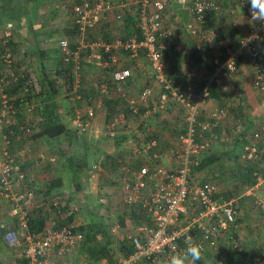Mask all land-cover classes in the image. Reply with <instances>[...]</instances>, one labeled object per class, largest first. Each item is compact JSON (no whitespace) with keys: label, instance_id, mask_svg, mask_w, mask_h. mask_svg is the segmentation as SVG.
Returning <instances> with one entry per match:
<instances>
[{"label":"built area","instance_id":"1","mask_svg":"<svg viewBox=\"0 0 264 264\" xmlns=\"http://www.w3.org/2000/svg\"><path fill=\"white\" fill-rule=\"evenodd\" d=\"M66 1L71 6L76 35L72 49L67 37L58 40L56 46L63 61L66 64L72 62V71L78 83L79 70L83 63L103 69L114 66L109 72L110 80L116 84V95L121 98L120 101H124L123 106L109 117L104 136L115 137L119 127L123 128L122 132L132 130L125 117V110L130 117L142 120L147 116L163 113L171 105L178 104L183 117L181 128L174 137L175 143L165 154L166 157L169 155L167 159L174 162L172 168L166 169L162 165L164 154L157 149L158 142L155 139L149 140L144 149L135 146L132 159L120 162L118 176L127 186L123 202L130 211L134 208L143 212L146 221L129 226L134 229L133 233L124 235L119 234V231L129 227L112 224L110 232L118 240L127 236L133 252L127 256H119L114 263L101 259L92 264H162L168 255L184 249V241L188 237L201 245L202 255L207 250L219 252V239L223 231L236 224L237 205L234 198L219 194L218 186L213 180L197 179L193 169L198 165L200 155L220 139L222 122L228 109L219 106L207 118H201V108L209 98V89L230 81L244 59L253 69L252 83L256 90L264 92V25L251 21L247 3L240 0L241 7L251 22L248 32L233 45L214 48L215 31L211 27L205 29L204 26L208 13L215 15L218 10L217 1L177 0L181 5L188 6L190 17L184 23V29L197 42V49L205 44L216 50L207 66L201 67L196 73L197 81L189 79L182 84L180 78L174 79L170 76L162 52L164 46L161 43H165L172 35L166 25L165 0H118L114 6L102 0ZM133 5L137 7L140 35H118L110 41L96 34L89 37L88 33L96 29L106 11L116 8L113 18L123 22L127 11ZM2 33L0 40L5 48L0 52V66L7 68L9 74L7 72V76L0 77V197L8 202V214L16 222L6 229L2 240L9 251H17L22 247L21 256L25 264H74L75 251L83 240V233L70 223L57 225L53 216L59 219L65 217L61 210L60 197L38 198L35 190L30 187L31 180L24 167L28 150L24 147L17 154L10 151L11 135L17 139L28 138L35 127L37 128L38 122L36 118H31L34 106L28 101L24 120L15 122V96L9 95L5 88L10 83H15L19 77H26L24 92L31 89L38 92L39 88L37 80L13 67L15 55L6 45L12 36L11 28H4ZM119 51L125 52L130 58H137L140 53H144L149 69L143 66H137V69L158 87L155 97L151 87L146 84L136 97L128 96L121 90V83L131 77L132 69L119 64ZM62 83L63 81L58 82ZM106 90L107 82L100 83V96L108 95ZM95 103L92 100V104L84 110H75L70 126L76 136H84L91 131L92 120L96 115ZM140 109L143 111H139ZM13 125L15 127H11ZM259 152V147L249 141L242 149L241 160L254 161L260 157ZM104 158V155H100L93 164L94 171L102 169ZM49 160L54 162L56 158L51 156ZM135 160L139 166L134 168ZM253 174L256 183L264 185V165L261 172ZM97 202L104 204L106 199L101 195ZM257 206L264 209V201L258 200ZM39 207L43 213L47 212L46 224L42 230L32 231L31 216L33 210ZM233 246L237 248L236 243ZM78 264L87 263L79 261Z\"/></svg>","mask_w":264,"mask_h":264},{"label":"crops","instance_id":"2","mask_svg":"<svg viewBox=\"0 0 264 264\" xmlns=\"http://www.w3.org/2000/svg\"><path fill=\"white\" fill-rule=\"evenodd\" d=\"M165 1L167 5L166 25L167 28L171 30L172 35L167 40L166 44L163 47L164 50L167 49V52L165 53L163 51V54H164L165 62L167 64V68L169 69L171 74L174 73L173 71L174 69L178 68L181 72L183 71L186 72L188 79L191 80L192 77L190 75L193 74L194 71L208 64V60L213 56L214 52L216 51L214 50V48H216L217 46H227V45L230 46L237 43V41L242 36H244L250 28L251 22L248 18L247 13L242 9L240 0H216L219 8L215 12V17H216L215 19L217 25L221 26L224 37L221 41L215 43L213 49L209 48L205 44H202L201 49L197 50L201 54L202 64L199 65L198 62H195L194 64H190L192 63V60L189 57V54L191 53V51L196 50L197 42H194L189 36L188 32L184 29V23L190 17L189 10L187 9L188 6H183L179 4L177 0H165ZM45 2H47V0H41L40 6L45 4ZM178 9H180V13L178 12ZM114 12H116V8ZM34 17H37V14H35ZM33 19L35 22V18H30L31 21ZM34 22L32 23V25L35 26ZM122 23H123L122 25H124L123 27L125 28L124 21ZM111 30H112L111 28L105 29L104 30L105 35L106 33H108V31ZM34 31L38 32L39 34L41 33L39 32V30H37L36 26L34 27ZM70 32L72 33L73 29L70 30ZM182 32H185V34L187 33L186 40L185 38L182 37L183 36ZM32 33H33L32 31L25 32L23 34H20V37L17 38L18 42H20L21 38H25V40L29 39V42L26 41L28 42L26 44L27 48L25 47V45H23L24 46L23 50L28 51L32 49L31 48L32 45H30ZM26 35H28V39H26L27 37ZM64 37L66 36H62L61 38ZM51 55L52 54H50L48 57H50ZM57 55H59V53ZM28 56H29L28 52L25 53L23 51L20 54L15 52L16 60L18 62L19 60H21V62L23 63V65H20L19 62V66L15 70L22 73H24L23 72L24 70H29L27 71L29 74L26 73L27 76H30V78L37 80L39 76V72L41 70V65L37 61V59L34 67H32L30 63L26 64V58ZM43 60L45 62V59ZM49 60H47L46 62L47 64L45 65L47 71H49L50 68L53 67L52 64L54 63V61H52L53 60L52 57H50ZM118 60H119V64L122 67H130L132 69L131 78L126 80L122 84L123 90L125 89V92L127 93L128 96L136 97L137 94L142 89L143 83L151 87L153 97L157 95L158 87L154 84V82L150 80L148 76L145 75L140 76L135 73L137 71V66H143L147 70L149 69L148 61L146 60L145 56L142 53H140L137 58H130L128 55L125 54V52L119 51ZM20 66L23 67V71H21L22 68H20ZM85 66L86 69H91L92 67L93 71H96V73H98V77L100 76L102 67L94 66L90 64H85L84 67ZM7 72L9 74V70L7 68H3L0 66V73L2 74V76L3 75L7 76ZM92 75L93 74L87 76L86 74H83L82 79L86 82H89L94 78V75L93 76ZM252 79H253V69L250 67V65H248L247 60L244 59L239 64L238 71L236 72V74H234L233 78L230 81L224 82L217 87L216 92L218 93V97L214 98L209 96V98L202 104L201 118H207L210 115V113H212L213 110L218 108L219 106L226 107L228 109V114L222 122L220 139L217 142L213 143L211 147L206 151H204L199 157V163L201 164V162L203 163L205 162L206 164L199 165L198 163L200 169L196 171V175L199 176V180H207V179L213 180L217 184L218 191L221 196L227 197L229 195L232 198H234L236 201H238L237 218H238L239 228H241L242 230L244 229L243 228L244 226L243 227L241 226L242 225L247 226V224L250 223L249 222L250 219H248V216L243 213L241 206L243 205L245 199L246 200L251 199V194H253L254 197L257 195L256 191L259 190L258 187L259 185H261V184H257L255 180V184L251 186H245V183L242 181V179L244 177L243 174L245 172V167L248 165L247 163L249 162L246 161L247 162L246 163L245 161L241 160L242 149H241V153H239L238 149L235 148L234 146V141L240 137L241 132L245 135V138L248 140H250V138L251 139L253 138V134L256 132V129L258 130L259 134L264 137V125H263L264 124V92H263V97H260L256 93L258 91H256L257 88L252 83ZM83 80L80 83H82ZM58 82H62V80ZM76 85H79V83ZM113 86L114 84L108 87V90H106L108 95L101 94L102 98H104L103 104L101 103V100L98 99L100 98L99 97L100 93H98L96 89H94L92 82H89L87 84H82L80 85L79 88H77V90L83 89L84 93L83 94L80 93L81 95H83L82 99H79V95L76 93L77 91L74 93L71 92L72 94L70 93V95L64 92H60V95L62 96L68 95L63 99H61L62 96L59 97L57 96L55 98V101L57 102L56 104L57 110L60 107L59 105L60 102H63V104H65L64 107H66L65 108L66 110L64 109L65 112H62V114L58 110L62 120H64L69 126L70 119L73 117L75 110L78 108H83L84 110L85 106L83 105L82 100L86 101V98L89 97L90 99L96 101L95 103L96 118H97V112L101 111L103 117L101 118L102 120L104 119V121L106 122V115L108 114V112H110L111 108L110 106L108 107V105L105 104L104 101L108 99V96L116 95L117 93L116 89L111 88ZM239 107L242 108L241 110L243 111L244 115L239 114L238 111ZM182 120H183L182 112L178 104L171 105L167 109V111L163 113H159L153 116H147L142 120H140L137 117H129L128 121L131 124L132 130H129L126 133L123 132L122 134L119 135L122 139L118 144L116 153L112 156V158H110V160H113V162L112 163L108 162L109 164L106 163L104 165L103 171L100 173H96L97 175L95 177H97L100 180L101 176L102 177L106 176L108 177V179H111L112 182L116 184V187H118V189L121 188L124 191H126L125 188L127 189V186H125L124 182H122L121 177L118 176L119 174L118 170H117L118 172L117 175H115L116 172L115 168L119 166V162H128L132 159L133 157L132 152L135 146L144 149L146 143L152 139L157 140L158 142L157 149L161 150V152H163L164 154V156L162 157V165H164L166 169L172 168L174 166V162L171 159H167L169 158V155H167L166 157L165 154L167 153L171 145L175 143V140H173V138L177 135L178 131L181 128ZM95 124L97 125L94 118L92 120V129L97 127ZM102 126H105L106 128L105 123ZM0 136H1V130H0ZM94 137H95L94 139L89 138V139H85L84 141L85 144L88 145V147H91L92 152L96 157V154L94 152V142L96 139V134ZM65 138L66 137L62 136L61 140L60 138H58L57 140L32 139L28 142V144H26L25 147H28L29 154L26 158L27 162L25 165L26 168H28L27 176L31 180L30 187L37 186L38 189L40 186L42 187V184L45 183L46 180H48L49 176H55L61 179L62 185L59 188L58 187L53 188L51 193L53 194L55 192L57 193L60 192V189L63 186L62 175L64 173L63 170L65 166H68L69 170L74 172V168L73 166H71V164L75 160L67 158V156L64 155L66 153V149L64 148L66 147ZM172 140L173 143L171 144ZM260 143L261 145H264V138H262ZM261 152L264 154V149L261 150ZM31 154H32V158L30 159L29 162L28 157H30ZM235 154H239V156L235 157ZM51 155H54L57 159L54 162L50 163L49 158L51 157ZM260 156L263 157L262 154H260ZM75 158H77V156ZM256 160L259 161L258 158H256ZM256 160H254V162ZM76 161H78V159ZM29 163L31 165H29ZM263 165H264V157L262 158V160H260V163L258 165L256 164L255 166L251 165V174L254 172H258V173L261 172ZM31 168H34V170L31 171ZM195 170H193L194 174H195ZM92 173H93L92 170H88V172L85 174L89 176ZM78 174L80 176H83L82 173H80V170L78 171ZM78 174L73 173V179H72L73 182H75V180H79L77 179ZM83 181L85 182L86 178H84ZM85 184L82 183L81 185H85ZM95 189H97V187ZM84 190L86 189L84 188ZM40 195L41 193L37 194V196L39 197ZM1 202L8 204L6 200L1 199L0 197V204H2ZM262 211H264L263 208H261V211H259L261 212L260 215L264 214V212ZM6 213L8 215V208ZM3 217H4L3 212H1V208H0V264H18V260H20L22 257L16 251L7 250L2 240L3 234L6 231L5 229L9 228V225H6ZM242 219L243 221H245V223L240 222V220ZM238 244L242 249V255L237 256V259L233 262V260H231V256L238 255L240 253L230 252L231 251L230 247H232L231 246L232 244H230V241L226 236L225 240L222 241L221 244H219V247L222 248L223 251V252L221 251L219 257L220 260H226L229 264H239L240 259H245V255L247 257L251 256V252H249L251 251V249L249 246H248L249 248L243 247L240 244V242ZM243 252L246 253L243 254ZM230 260L232 262H230ZM201 262L204 264L211 263L210 260L207 259L206 256L204 255L202 256Z\"/></svg>","mask_w":264,"mask_h":264},{"label":"trees","instance_id":"3","mask_svg":"<svg viewBox=\"0 0 264 264\" xmlns=\"http://www.w3.org/2000/svg\"><path fill=\"white\" fill-rule=\"evenodd\" d=\"M7 0H5V3H1L0 4V26H2V31L4 30V28L8 27V28H14V25L17 24V26H22L23 23L31 26V15H33L34 13H32L31 11L36 12L37 9L40 7L41 5V0H22L23 2H21V4H19L17 7L16 5L14 6L13 4L9 3ZM180 4V3H179ZM30 5V9L27 8V6ZM20 6V7H19ZM167 8V7H166ZM128 13V12H127ZM126 13V15H127ZM215 15L212 12H209L206 18V23H205V29L207 28H213L215 31V42L221 41L223 39V30L221 28V26L217 25L216 23V19H215ZM124 24H125V28H126V34H139V28H138V12L137 15L134 14H130L124 17ZM31 21V22H30ZM71 28L73 29V34L74 36L76 35V29L75 27L71 26ZM31 31L33 32L31 35V41H30V45L31 46V50L32 51H36L37 52V61L40 63L41 65V70L39 72V76L37 78V82L39 84V91L38 92H34V90H28V91H23L24 87H25V78L26 77H19L18 80L13 83V84H9L6 88L5 91L9 94V95H13L15 96V99L13 100L15 106H16V118H15V122H20L22 120H24L25 114H26V110H27V106H26V101L28 102H32L33 106L35 107V112L37 114V116H35V118L37 119L38 125L37 128L35 127L33 133L28 137V138H15L14 135H11V149L10 151L12 153H18L19 151H21L22 149H24V147L26 146V144L30 141V140H36V139H55L57 140L58 138H62V136L66 137L65 138V142H66V153L64 155L67 156V158H70L72 160H75L71 166H73L74 168V173L78 174V171L80 170V173L85 174L88 172V170H92L90 169V167L87 165V155L88 153H90L91 151V147H88V145L85 144V136H76L74 130H72L71 126L62 120L57 108H56V104L57 102L55 101V98L57 97L58 94H60V92H64V93H74L76 92L79 95V99L83 98V89H79L77 90V88L80 87V85L82 84H87L88 82L84 81L82 83H80L81 80V71L79 70L80 73V80H79V85H74V81L73 79L75 78V73L72 71L73 69V64L72 62L66 64L63 59L61 54L57 55L59 53L58 48L56 47L55 53H53L55 55L56 58H54L52 61H54V63L52 64L49 71L46 70L45 65L47 64V60H49L48 56L49 53L47 54V51L41 50V48H39L37 46V36L39 35L38 32L34 31V27L33 29H31ZM13 34V31H12ZM89 34V33H88ZM89 36H91L89 34ZM13 36H11V38H9L8 42H7V46L10 48L11 52L15 55L16 49H15V42L13 41ZM100 37L104 38L107 41L112 40L113 37H110V34H103ZM29 42L28 40H25V38H21L20 42L23 44L25 43V45ZM70 41V40H69ZM71 43V41H70ZM74 47V43H71L70 48L72 49ZM5 48L4 43L0 40V52ZM196 48V47H195ZM175 50V49H174ZM198 49L196 48V50L191 51V53L189 54V57L192 60V63L190 64H194L195 62H198L199 65H201L202 63V57L199 51H197ZM167 52V49L164 50L162 49V52ZM27 53V52H26ZM142 54L144 55V53L142 52ZM145 56V55H144ZM44 57V58H43ZM45 59V62L44 60ZM50 61V60H49ZM51 62V61H50ZM13 67L14 69H17V67L19 66V62L16 60H13ZM83 65V64H82ZM179 66V65H178ZM207 66V65H206ZM82 67V66H81ZM114 66H109L105 69L102 68L100 76L98 77V74L96 76H94V82H92L94 89H96V91L99 93V85L100 83L103 82H107V86L110 87L111 85L114 84V88L111 87L112 89H115L116 84L111 82L110 80V70L113 68ZM149 67V64H148ZM174 73L171 74L170 76L174 79L180 78V82L182 84H185L189 79L188 76L186 75V72H181L178 68L173 70ZM200 71V68H198L194 74H191L190 76L192 77L191 80H196V73H198ZM136 74L142 76L144 74L140 73V71L135 72ZM192 73V72H191ZM2 76V74L0 73V77ZM132 76V75H131ZM131 77H129L128 79H130ZM58 79H61L63 81L62 84H58ZM126 79V80H128ZM125 80V81H126ZM123 81L120 85L121 90L125 92V89L123 90V83L125 82ZM145 84L143 83L142 86H144ZM31 88V87H28ZM216 86L211 87L209 89V96L210 97H214L217 98L218 97V93L216 92ZM71 93V94H72ZM81 93V94H80ZM126 93V92H125ZM127 94V93H126ZM121 98L118 96V94L112 98H108L107 100L104 101L105 104L108 105V107L110 106L111 110L110 112H108V116L106 115V125L108 122L109 117L113 114L116 113L119 109V107L124 103V101H120ZM83 102H85V107L88 105L92 104V99H90L89 97L86 98L85 100H82ZM35 102H38L37 104ZM123 106V105H122ZM34 109V108H33ZM242 108L239 107V114L240 115H244L243 111L241 110ZM139 111H143V109H140ZM126 115L125 117L128 119L130 117L129 113L127 110H125ZM251 123V122H250ZM11 127H15V125L11 126ZM5 130V129H4ZM123 128L119 127L118 128V133L116 134L115 137H108V136H104V135H99L94 142V152L96 154V157L93 159V162L96 163L97 160L99 159L100 155H104V163L102 164V168L104 167V165L107 163H112L113 160H110V158H112V156L116 153L117 151V147L118 144L120 142V140L122 139L119 135L122 134ZM7 132V130H5ZM128 132V131H127ZM126 133V132H124ZM261 136L258 132V130L256 129V132L253 134V138L250 140L245 138V135L241 132L240 133V137L237 138V140L234 141V146L235 148H241L243 149L244 145H246L249 141H253L258 147L259 149L263 150L264 149V145H261L260 141L262 139V137H258ZM69 144V145H68ZM71 144V145H70ZM85 144V145H84ZM64 146V145H63ZM259 152V154H262V156L264 157V154L261 152ZM79 151V152H78ZM77 156V158H75ZM239 156V154H235V157ZM263 157H259V161L256 160L254 161H248L249 163H247L248 165L245 167V172H244V177L242 179V181L245 183V186H251L253 184H255V176L252 173L251 174V165L255 166L258 165L260 163V160H262ZM78 159V161H76ZM109 162V163H108ZM138 161L135 160V162L133 164L134 168L138 167L139 165H137ZM206 164L205 162H201V164L199 163V165H203ZM120 165V162H119ZM197 165L195 169H200V166ZM199 166V167H198ZM25 167V164H24ZM26 172H27V168L25 167ZM117 170H119V166H117L115 168V175H117ZM28 177V176H27ZM79 180H75V182H73V187L74 190L71 194V201L73 203L72 206H69L67 204H64L62 202V207L61 210L62 212L65 214V217L63 219H59V217L57 216H53L56 221H57V225H63V224H68L71 220H73V216H74V211L78 210V209H82V208H77V201H84L89 199L88 195H84L82 194L81 190L83 189L81 185V179L77 178ZM73 181V180H72ZM44 184V186H43ZM42 184V187L40 186L39 192L41 193L40 197H44V198H51L52 196V189L56 188V187H61L62 185V181L60 178L55 177V176H49L48 180H46L45 183ZM33 190H35L34 187H32ZM37 191V190H35ZM98 199V198H97ZM96 202V201H95ZM85 204H87V202H85ZM109 206L108 201L106 200V203L104 204H96V208L95 211H92L91 208H88L89 206H85L84 209H86V211L88 213H90L92 216V218L90 219L89 222L84 223L83 225L79 226L78 228H75L79 231H81L83 233V240L81 242V244L78 246V248L75 251V255H74V264H78L79 261L87 263V264H92L98 260L101 259H106L107 261H109L110 263H114L117 258L119 256H127L130 253L133 252V246L129 240V238L127 236H125L123 239H117V237L112 234L110 232V226L112 224H117L120 227H129V226H136L137 224H142L145 223L146 221V217L145 214L143 212H141L138 209H132L131 211L129 210V208L125 205V208L120 212V214H118V219L116 221V223H110L109 218H107V214H106V208ZM70 207V210H69ZM47 212L43 213L42 208H35L33 210V214L31 216V220H30V224H31V230L32 231H40L44 228L45 226V221H46V216ZM54 215V214H53ZM12 222H14V220H12ZM16 222H14L15 224ZM238 218H236V224L234 227H229L227 230L225 229L223 231V235H222V239L220 241V244L222 241L225 240L226 236L228 237L230 244H232L230 247L231 251L230 252H236V253H240L238 255H233L231 256V260H233V262L237 259V256L242 255V249L240 248L238 242H237V227H238ZM13 226V224H12ZM11 226V227H12ZM225 237V238H224ZM219 239V240H220ZM236 243L237 244V248H234L233 244ZM239 248V249H238ZM222 248L219 249V252H210L209 250H207L203 255L206 256L207 259L210 260V264H229L226 260H220V254H221ZM223 252V251H222ZM246 252H243V254H245ZM202 255V256H203ZM246 256V255H245ZM247 257V256H246ZM230 260V262H232ZM18 264H25V260L23 258H21L20 260H18ZM199 264H204L201 261L199 262Z\"/></svg>","mask_w":264,"mask_h":264},{"label":"rangeland","instance_id":"4","mask_svg":"<svg viewBox=\"0 0 264 264\" xmlns=\"http://www.w3.org/2000/svg\"><path fill=\"white\" fill-rule=\"evenodd\" d=\"M4 1L5 0H0V4L5 3ZM7 1L9 3L13 4L14 6L16 5V7L19 4H21V2H23L22 0H7ZM102 1L104 3L108 2L111 4V6H114L116 1H118V0H102ZM125 1L131 2L133 0H125ZM70 7H71L70 3H68L66 0H47V2H45V4H43L42 6H40L36 12L31 11L32 13H34L33 15H31V18H35V22H34V19L32 20V22L31 21L30 22L31 23L34 22L37 30H39V32H41L37 36V39H36L37 40L36 41L37 46L39 48H41V50L47 51V54L48 53H49V55L52 54L50 57H52L53 59L56 58L55 55H53V53H55V49H56L55 46H56L58 40L62 36H66L71 41V43L75 42V36L73 34L74 32H72V33L70 32V30H72L71 29L72 15L70 12ZM27 8L30 9V5L27 6ZM113 12H114V9L112 11H106L104 13V16L99 21V24L97 25L96 29L89 32V34L91 35V36H89L90 38H92V36L95 34H96V36H101V35L105 34L104 30L109 29V28H111L112 30L108 31V33H106V34H110V37H114V36H118V35H125L126 32H128V31H126V28L123 27L124 25H122L123 24L122 22L114 20ZM127 12H128L127 15H130V14H132V15L136 14L137 15V7L133 5ZM178 12L180 13V9H178ZM35 14H37V17H34ZM110 14L112 17L110 16ZM35 26L32 24H31V26H29V25L23 23V25L20 27L17 26V24H15L14 28L11 29L13 31V34H12L13 37L12 38H13V41L15 42L14 44H15L16 53L20 54L23 51L25 53L28 52L29 56L27 57L28 59L26 58V64L30 63L32 67L35 66L37 55H38L37 52L32 51V50H28V51L23 50V48H24L23 45H25V44L18 42L17 38L20 37V34H23L25 32H29V31L31 32V29H33V27H35ZM2 32H3L2 26H0V38L3 36ZM182 34H183L182 37L185 38V40H186V38H187L186 34L187 33L185 34V32H182ZM26 36H27L26 39H28V35H26ZM166 42L163 44L161 43V45L164 46L166 44ZM25 47L27 48L26 45H25ZM42 48H44V49H42ZM50 57H48V58H50ZM19 62H20V65H23L21 60H19ZM85 64H87V63H83L81 70H80L81 71V80H83L82 79L83 74H86L87 76L88 75L90 76V74H93L94 76H96L98 74V73H96V71H93L92 67H91V69H86V66L84 67ZM20 68H22L21 71H23V67L20 66ZM27 71H29V70H24L23 74L28 73ZM26 76H27V74H26ZM73 81H74V85L76 86V84H78V82H76L75 78L73 79ZM89 82H94V78ZM256 93L260 97H263V92L258 91ZM67 94L70 95L69 93H67ZM68 95H66V96H68ZM57 96L59 97L62 95L58 94ZM66 96H62L61 99L65 98ZM99 97L102 100V96H99ZM101 102L103 104V100ZM35 103L37 104L38 102H35ZM82 103H83V105H85V102H82ZM59 105H60V107L58 108V110L62 114V112H65L64 109L66 107H64L65 104H63V102H60ZM78 109H83V108H78ZM31 114H32L31 118H35V116H37V114L35 112V107L32 110ZM101 117H102V112L98 111L97 112V118L95 115V121L97 123V125L96 124L95 125L97 127L94 129H91V131H89L86 135H84L86 137V139H89V138L94 139L95 134H96V138H97V136L104 134V132L106 131L105 130L106 128H105V126H102V125H104V123H106V122L104 121V119L102 120L103 117L102 118ZM101 123H102V125H101ZM258 137H260V136H258ZM262 138H264V137L262 136ZM173 140H174V138H173ZM37 145H38V142H37ZM25 149L29 150L28 147H25ZM237 149H238L239 153H241V148H237ZM51 156H54V155H51ZM28 158H29L28 160L30 162V159L32 158V154ZM94 158H95V155L91 149L90 153H88V155H87V162H86L87 165L90 167V169H93L92 166H93L94 162L92 163V161ZM26 162H27V160H25V164H26ZM50 163H51V161H50ZM29 165H31V164L29 163ZM25 167H26V165H25ZM103 169H104V167L102 169L98 170L97 172L93 171V173L90 174L89 176H87L86 174H82L83 176H80L79 174L77 175V178L80 177L81 183H84V184L86 183L85 185L82 186L83 189L81 190V192L84 195H88L89 199H88V201L85 200V202H87V204H85V202L83 200L80 202L77 201L78 202L77 208H82V209L75 210L73 220H71L69 222L70 224L74 225L75 228H78L79 226L83 225L84 223L90 221L92 216H90L91 214L88 213L86 211V209H84V207L89 206L88 208H91L92 211H95V209H97L96 208L97 198H99V196H101V195L103 197H105V199L108 201V204H109V206L106 208V214H107V218H109V220H110V223H114V222L116 223V221L118 219V217H117L118 214H120V212L125 208V204L123 202V195L125 194V192H123L124 190L121 188L118 189V187H116V184L114 182H112L111 179H108V177H106V176H103V177L101 176L100 180L97 177H95L97 175L96 173L102 172ZM27 170H28V168H27ZM32 170H34V168H31V171ZM196 171H198V169L195 170L194 175L196 176L197 179H199V176L196 175ZM63 172H64L62 175L63 186L60 189L59 193L55 192L52 194V196L60 197L64 204L72 206L73 203L71 201L70 196L74 190V187H73L74 185H73V181H72L74 172L69 170L68 166H65ZM84 178H86L85 182L83 181ZM224 179H226V178H224ZM223 181H225V180H223ZM96 187H97V189H95ZM34 188H35V190H37V191H35L36 194L40 193L39 189H37V186H35ZM84 188L86 190H84ZM258 188H259V190L256 191L257 195L254 197L253 194H251V199H247V200L245 199V201L243 202V205L241 206L243 213L248 216V219H250V221H249L250 223H248L247 226L242 225L241 227L244 226L243 230L241 228H239V225H238V227H237V229H238V231H237V234H238L237 242L238 243L240 242V244L243 247L249 246L251 249V251H249V252H251V256H249L247 258L245 256V259H240L239 264H264V214L260 215L261 212H259V211H261V208L257 206L258 200L264 201V186H263V184L259 185ZM37 197L41 198L39 196H37ZM227 197H231V196L228 195ZM235 203L237 205L238 201L235 200ZM0 208H1V212H3V216H4L3 218L5 220L6 225H9V227H11L13 224L12 219H11L10 215L9 214L7 215V213H6L7 208H8V204L2 203V204H0ZM69 210H70V207H69ZM237 210H238V207H237ZM262 212H264V211H262ZM240 222L245 223V221H243V219L240 220ZM133 231H134V229L129 227V228L120 230L119 234H121V235H124L126 233L132 234ZM16 252L18 254H20V256H21L22 247L18 248Z\"/></svg>","mask_w":264,"mask_h":264},{"label":"clouds","instance_id":"5","mask_svg":"<svg viewBox=\"0 0 264 264\" xmlns=\"http://www.w3.org/2000/svg\"><path fill=\"white\" fill-rule=\"evenodd\" d=\"M253 22L264 25V0H245ZM185 247L182 251H176L168 255L162 264H199L202 260V247L192 238L184 241Z\"/></svg>","mask_w":264,"mask_h":264}]
</instances>
